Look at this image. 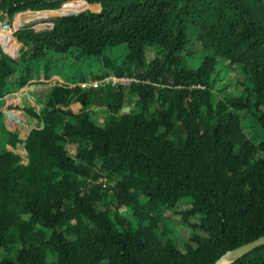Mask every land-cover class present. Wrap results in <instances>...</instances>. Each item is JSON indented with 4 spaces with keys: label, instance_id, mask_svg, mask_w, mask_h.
<instances>
[{
    "label": "trees",
    "instance_id": "obj_1",
    "mask_svg": "<svg viewBox=\"0 0 264 264\" xmlns=\"http://www.w3.org/2000/svg\"><path fill=\"white\" fill-rule=\"evenodd\" d=\"M73 4L100 8L20 27L16 56L0 48V264H213L263 236L264 0H0V18ZM53 76L69 84L26 106L38 125L21 140L5 97ZM106 76L135 80L108 85L98 124L77 83ZM23 142L26 164L7 148ZM180 200L181 248L159 229ZM229 264H264V245Z\"/></svg>",
    "mask_w": 264,
    "mask_h": 264
},
{
    "label": "rangeland",
    "instance_id": "obj_2",
    "mask_svg": "<svg viewBox=\"0 0 264 264\" xmlns=\"http://www.w3.org/2000/svg\"><path fill=\"white\" fill-rule=\"evenodd\" d=\"M62 7V6H61ZM55 9L53 12H50V14H46L45 16H35L33 13H26L21 14V12L15 13L11 18H8L4 16L3 18H0V38L1 35H5L6 37L12 36L14 41L12 42V45L10 48H7L4 44L2 39H0V48L12 56L15 55V50L20 48V44L16 41V38L13 36V32L19 29L20 27L26 25V24H35V26H38L39 23L42 21H49L56 15L61 14H70V13H78L84 9H91L93 11H98L100 6L98 4H81L79 6H76L75 4L71 5L70 9L68 10H62L63 8ZM29 14V15H28ZM32 15V16H30ZM9 23L11 26L10 30L4 29L1 27L4 23ZM17 23L15 27L13 25ZM11 40V39H10ZM12 41V40H11ZM14 43V45H13ZM233 75H235V71L228 73L225 77L226 79L232 78ZM56 83H63L66 84L62 78L58 76H53L49 80H36L34 79L31 81L30 84L24 86L22 89H20L17 92H14L12 94L6 95L5 97V105H9V108H3L2 112L4 114V121L6 123V126L11 131H16L18 134V137L23 140V138L27 135V132L29 129H32L38 125V120L30 115L29 111L27 110L26 106H33L35 108V111H39L41 108V104H39L38 100L43 99L45 94L47 93L50 86L56 84ZM120 84L127 85V81L119 82ZM69 84V83H67ZM75 84H71L70 86H74ZM109 83H103L102 85H99L98 87H86L91 88L93 90L91 94V98L93 100V105L88 106L90 110H92V116L93 119L98 124H103L106 122V119L108 117V113L105 111V95L108 89ZM214 100H218L220 98L221 92H219L216 88L212 90ZM128 97L125 98L124 106L122 107L125 112H129L131 110V106L128 105ZM78 106H80V103L74 102L70 105L72 109H76ZM10 108L16 109V110H8ZM135 108V105H133V109ZM7 111V113H6ZM19 120V122H18ZM8 122V124H7ZM8 149L13 150L15 153L19 154L20 156V163L26 164L28 162L27 152L24 150L23 143H19L15 148H11L10 146H7ZM73 153L74 151L71 150ZM96 183H100L103 187L112 185L113 182L109 181L106 176L101 175V177L96 181ZM188 206V203H186L184 200H180L177 202V204L173 207H170L167 209L164 217L162 218L163 221H159V229H163L164 227L169 226L170 227V235L169 237L176 243L178 247H182L184 242L187 240L188 235L192 232V228L184 223L182 221V213L181 211L184 210ZM97 207L99 209H107L110 213H115L116 208L115 206L110 203H102L98 202ZM120 212L126 216H128L129 211L127 208L120 209ZM130 217V216H128ZM132 220V223L135 225L136 220H134L132 217H130ZM191 222L197 221V218H191Z\"/></svg>",
    "mask_w": 264,
    "mask_h": 264
},
{
    "label": "water",
    "instance_id": "obj_3",
    "mask_svg": "<svg viewBox=\"0 0 264 264\" xmlns=\"http://www.w3.org/2000/svg\"><path fill=\"white\" fill-rule=\"evenodd\" d=\"M7 24H9V23L7 22ZM26 25H28V24H26ZM121 113H124L123 108L121 109ZM18 122H19V120H18ZM7 124H8V122H7ZM29 131H30V129H29ZM29 131L27 132V135H28ZM263 245H264V235L260 236L258 238H255L252 241L244 243L240 246H237L232 250H228L219 259H217L213 264H223V262L226 259L230 258V261L226 263V264H229L230 262L234 261L235 259H237V258L247 254L248 252L252 251L253 249L258 248V247L263 246Z\"/></svg>",
    "mask_w": 264,
    "mask_h": 264
},
{
    "label": "built area",
    "instance_id": "obj_4",
    "mask_svg": "<svg viewBox=\"0 0 264 264\" xmlns=\"http://www.w3.org/2000/svg\"><path fill=\"white\" fill-rule=\"evenodd\" d=\"M6 25H9L7 23H4ZM135 80L134 78H128V77H115V76H106L103 77L101 79H95V80H89L86 82H79L77 83L78 86H80L81 88H86V87H98L99 85H102L103 83H109L111 85H116L119 82L122 81H127L128 83L130 81ZM26 136L23 138V140H25ZM23 146H24V142H23ZM25 150V148H24Z\"/></svg>",
    "mask_w": 264,
    "mask_h": 264
},
{
    "label": "bare ground",
    "instance_id": "obj_5",
    "mask_svg": "<svg viewBox=\"0 0 264 264\" xmlns=\"http://www.w3.org/2000/svg\"><path fill=\"white\" fill-rule=\"evenodd\" d=\"M70 7L71 6H67V7H65V8H63L62 10H68V9H70ZM54 10H38V11H21V14L23 15V14H26V13H33V14H35V16H45L46 14H50V12H53ZM29 15V14H28ZM30 16H32V15H30ZM16 25H18L17 23H15L14 25H13V27H15ZM1 27L2 28H4V29H8V30H10L11 28V26L10 25H6V24H2L1 25ZM6 113H7V111H6ZM230 261V258H228V259H226L224 262H223V264H226L227 262H229Z\"/></svg>",
    "mask_w": 264,
    "mask_h": 264
},
{
    "label": "crops",
    "instance_id": "obj_6",
    "mask_svg": "<svg viewBox=\"0 0 264 264\" xmlns=\"http://www.w3.org/2000/svg\"><path fill=\"white\" fill-rule=\"evenodd\" d=\"M2 39L3 41V44L8 48V47H11V44L7 41V40H4L2 37L0 38ZM43 80V79H42Z\"/></svg>",
    "mask_w": 264,
    "mask_h": 264
}]
</instances>
